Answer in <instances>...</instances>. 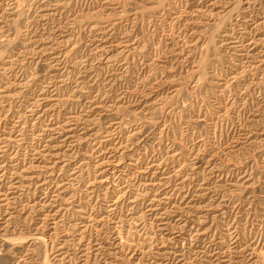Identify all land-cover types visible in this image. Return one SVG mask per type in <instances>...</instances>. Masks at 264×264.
<instances>
[{"label":"rangeland","instance_id":"rangeland-1","mask_svg":"<svg viewBox=\"0 0 264 264\" xmlns=\"http://www.w3.org/2000/svg\"><path fill=\"white\" fill-rule=\"evenodd\" d=\"M0 264H264V0H0Z\"/></svg>","mask_w":264,"mask_h":264}]
</instances>
